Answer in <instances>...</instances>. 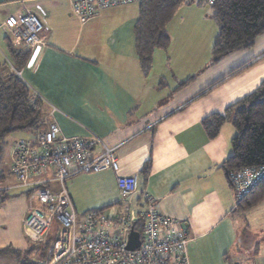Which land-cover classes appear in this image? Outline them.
<instances>
[{"label":"crops","instance_id":"0c3cea01","mask_svg":"<svg viewBox=\"0 0 264 264\" xmlns=\"http://www.w3.org/2000/svg\"><path fill=\"white\" fill-rule=\"evenodd\" d=\"M35 4L44 11L36 14L45 27L42 38L47 46L37 58L24 44L15 45L13 34L0 27V63L13 62L9 42L26 53L17 71L43 101L38 128L55 121L63 135L94 141L92 156L114 149L119 172L137 176L132 206L138 210L142 193H149L156 199L158 214L178 221L189 239V264H264V199L237 213V198L223 167L232 153V121L226 120L212 138L202 126L204 118L223 113L259 86L264 78V34L250 47L212 63L217 27L189 7L192 17L181 21L175 16L177 26L173 18L167 23L169 42L153 49L144 71L134 39L138 3L84 18L72 11V0H0V24L11 13ZM38 128L23 131L33 136ZM48 177L49 173L41 175ZM46 186L57 188L53 182ZM66 187L79 215H117L120 195L114 171L74 173ZM20 189L21 224L29 190ZM31 203L38 205L35 199ZM253 214L259 216L254 223L248 219Z\"/></svg>","mask_w":264,"mask_h":264},{"label":"built area","instance_id":"2783aa9c","mask_svg":"<svg viewBox=\"0 0 264 264\" xmlns=\"http://www.w3.org/2000/svg\"><path fill=\"white\" fill-rule=\"evenodd\" d=\"M135 0H72L74 13L84 18L94 17L105 8ZM212 6L216 0H196ZM44 15L39 4L8 15L0 24L13 35L15 45L24 44L37 58L47 46L42 32L45 29L36 13ZM10 69L20 76L12 65ZM94 141L62 134L55 121L45 129H38L31 138H19L12 144L9 170L16 187L29 190V204L21 219L23 235L29 243H40L56 228V235L46 258L39 264H189V239L178 221L158 214L156 199L142 193L144 207L138 211L132 198L138 192L136 175H123L112 148L96 156L90 154ZM74 169L72 172L71 169ZM110 169L115 173L120 195L117 215L108 218L100 211L78 214L71 203L66 181L74 173H91ZM49 173L50 177L41 179ZM262 170L243 167L229 173L235 196L243 197L253 187ZM57 185L55 191L46 184ZM8 188L1 189L6 191ZM35 199L38 205L31 201ZM139 233V244L128 248L129 233ZM140 229V230H139ZM231 264H240L238 262Z\"/></svg>","mask_w":264,"mask_h":264},{"label":"trees","instance_id":"16d2710c","mask_svg":"<svg viewBox=\"0 0 264 264\" xmlns=\"http://www.w3.org/2000/svg\"><path fill=\"white\" fill-rule=\"evenodd\" d=\"M189 1L135 0L120 4L139 5L134 23V39L144 71L149 68L153 49L165 48L169 42L165 30L167 23L171 21L179 6ZM210 7L211 18L217 27L211 48L212 63L218 62L221 57L235 50L250 47L258 36L264 34V0H216ZM8 48L13 60L11 64L19 70L25 62L26 53L12 48L10 42ZM10 65L0 63V180H5L6 175L10 174L9 163L3 162L6 137L17 130L37 129L41 124L43 111V101L33 95L19 75L10 69ZM239 69H234L231 74ZM228 119H231L235 128V136L231 141L232 153L223 163L228 180L229 173L243 167L261 169L263 173L258 182L237 200L235 210L243 214L264 199V78L254 91L223 113H213L204 118L202 126L208 137L212 138ZM142 173H148L146 164ZM0 195L2 199L5 191ZM143 207L142 201L138 211ZM55 235L54 227L44 242L33 244V248L25 253L19 264H39L28 257L35 251L40 260L44 259Z\"/></svg>","mask_w":264,"mask_h":264},{"label":"rangeland","instance_id":"374dc122","mask_svg":"<svg viewBox=\"0 0 264 264\" xmlns=\"http://www.w3.org/2000/svg\"><path fill=\"white\" fill-rule=\"evenodd\" d=\"M189 7H193L194 14H197V11H200V13L203 16L208 17L209 21L212 23V25H214L213 23L215 22L211 18V7L204 3H197L195 0H190L188 3H184L179 6L173 16L172 25L177 26V24H179V22L175 20V16L176 18L181 17V21L184 19L187 20L189 17L193 16L189 13ZM194 7H197L198 10H196V8ZM210 32H213V34L215 33V29L213 26L210 27ZM212 44L213 42L211 43V46ZM27 137L31 138V133L24 132L23 130L14 131L6 137L3 149L4 163H9V152L13 142L19 138ZM13 182H15L14 179L8 176V174L6 175L5 180H0V188H8L5 191V196L2 199L0 195V264H19L20 260L24 259L25 253L33 248V244L35 245L41 243H29L27 238L22 233V228L19 219L20 209L22 207L20 204L22 203V201L18 200V198L21 197L19 195L24 194H21L22 190L20 188L9 187L12 186ZM248 219L252 223H254L258 221L259 216L253 214L249 216ZM261 222L264 224V221ZM28 258L32 259L35 262L40 260L38 254L35 251L32 252L31 256Z\"/></svg>","mask_w":264,"mask_h":264},{"label":"water","instance_id":"95a60500","mask_svg":"<svg viewBox=\"0 0 264 264\" xmlns=\"http://www.w3.org/2000/svg\"><path fill=\"white\" fill-rule=\"evenodd\" d=\"M139 233L133 229L129 233L128 248L132 249L135 245L139 244Z\"/></svg>","mask_w":264,"mask_h":264}]
</instances>
